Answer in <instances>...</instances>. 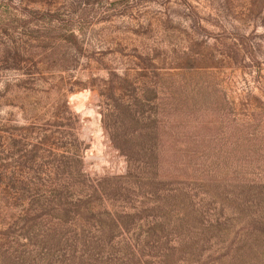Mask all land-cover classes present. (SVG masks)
<instances>
[{
    "label": "rangeland",
    "instance_id": "374dc122",
    "mask_svg": "<svg viewBox=\"0 0 264 264\" xmlns=\"http://www.w3.org/2000/svg\"><path fill=\"white\" fill-rule=\"evenodd\" d=\"M0 264H264V0H0Z\"/></svg>",
    "mask_w": 264,
    "mask_h": 264
}]
</instances>
